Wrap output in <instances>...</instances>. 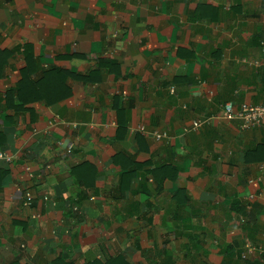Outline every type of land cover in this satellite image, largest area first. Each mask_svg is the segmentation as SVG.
I'll use <instances>...</instances> for the list:
<instances>
[{
	"label": "crops",
	"instance_id": "crops-1",
	"mask_svg": "<svg viewBox=\"0 0 264 264\" xmlns=\"http://www.w3.org/2000/svg\"><path fill=\"white\" fill-rule=\"evenodd\" d=\"M263 41L264 0H0V264H264V121L223 117Z\"/></svg>",
	"mask_w": 264,
	"mask_h": 264
},
{
	"label": "built area",
	"instance_id": "built-area-1",
	"mask_svg": "<svg viewBox=\"0 0 264 264\" xmlns=\"http://www.w3.org/2000/svg\"><path fill=\"white\" fill-rule=\"evenodd\" d=\"M262 49L264 51V41L262 42ZM223 117L228 120L239 119L241 127L244 129L261 126L264 121V104H242L236 109L233 102H227L223 106ZM203 122L206 120L195 121L194 126L197 127ZM0 156L3 155L0 154ZM19 195L27 204L32 202V194L29 191L21 189Z\"/></svg>",
	"mask_w": 264,
	"mask_h": 264
}]
</instances>
